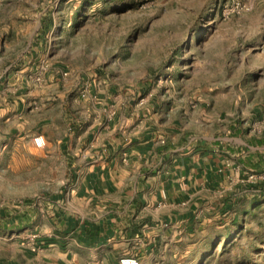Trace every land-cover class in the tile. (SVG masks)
Instances as JSON below:
<instances>
[{
	"label": "crops",
	"instance_id": "obj_1",
	"mask_svg": "<svg viewBox=\"0 0 264 264\" xmlns=\"http://www.w3.org/2000/svg\"><path fill=\"white\" fill-rule=\"evenodd\" d=\"M67 76L54 65L14 79L0 107V139L20 144L22 189L0 205V264H183L228 220L230 190L260 155L205 110L138 104Z\"/></svg>",
	"mask_w": 264,
	"mask_h": 264
},
{
	"label": "rangeland",
	"instance_id": "obj_2",
	"mask_svg": "<svg viewBox=\"0 0 264 264\" xmlns=\"http://www.w3.org/2000/svg\"><path fill=\"white\" fill-rule=\"evenodd\" d=\"M234 2L243 10L224 18L227 0H0V107L14 79L62 65L68 82L234 123L260 155L230 190L228 220L183 264H264V0ZM19 146L0 139V205L22 191Z\"/></svg>",
	"mask_w": 264,
	"mask_h": 264
},
{
	"label": "built area",
	"instance_id": "obj_3",
	"mask_svg": "<svg viewBox=\"0 0 264 264\" xmlns=\"http://www.w3.org/2000/svg\"><path fill=\"white\" fill-rule=\"evenodd\" d=\"M243 8V5L235 3L234 0H227V3L223 4L220 7V14L225 18L233 13H239L241 10H243ZM33 144L35 149L41 154V156L46 157L47 142L44 135L40 133L36 134L33 137ZM118 262L119 264H139L138 259L134 257H121Z\"/></svg>",
	"mask_w": 264,
	"mask_h": 264
}]
</instances>
